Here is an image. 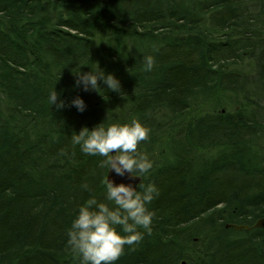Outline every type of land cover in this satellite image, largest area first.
<instances>
[{
    "label": "trees",
    "instance_id": "16d2710c",
    "mask_svg": "<svg viewBox=\"0 0 264 264\" xmlns=\"http://www.w3.org/2000/svg\"><path fill=\"white\" fill-rule=\"evenodd\" d=\"M98 67L119 92L76 85ZM219 93L234 108H200ZM134 118L159 194L115 264H264V0H0V264H79V207L111 202L104 158L71 137Z\"/></svg>",
    "mask_w": 264,
    "mask_h": 264
},
{
    "label": "clouds",
    "instance_id": "9594fccd",
    "mask_svg": "<svg viewBox=\"0 0 264 264\" xmlns=\"http://www.w3.org/2000/svg\"><path fill=\"white\" fill-rule=\"evenodd\" d=\"M154 65L152 56L144 57L145 71H151ZM73 73L76 85H83L85 91H98L99 81L112 91H120V81L111 73L105 74L99 67L97 70ZM49 102L57 109L65 106L63 100L58 102L56 90L50 94ZM71 103L78 111L83 112L86 108L80 97ZM150 132V128L134 118L128 123H109L105 126L102 122L91 129L82 127L78 133H73L71 139L83 153L103 157L101 167L107 168L108 172L113 170L118 176L127 173L130 178L141 179L153 167L148 155L138 151L141 142L150 138ZM103 186L105 199L111 204L98 201L95 197L89 198L79 207L67 232V245L79 259V264H115L124 254L125 246H133L143 239L140 229L148 234L152 231L155 213L147 205L159 194L154 184L145 186L139 183L134 187L131 183H114L107 176ZM82 187L91 191L87 183Z\"/></svg>",
    "mask_w": 264,
    "mask_h": 264
},
{
    "label": "water",
    "instance_id": "95a60500",
    "mask_svg": "<svg viewBox=\"0 0 264 264\" xmlns=\"http://www.w3.org/2000/svg\"><path fill=\"white\" fill-rule=\"evenodd\" d=\"M113 154H115V153H113ZM107 176L110 180H113L114 183H117V184H119V183H125V184L131 183L134 187L138 186L139 183H142V181H143V178L140 179L139 177H136L134 179L130 178L127 173L124 176H118L115 174V172L113 170H109V172L107 173ZM254 226L264 229V217L259 218L256 221ZM227 227H235L236 229H242V228L249 229L250 228V226H248V225H239V224H227Z\"/></svg>",
    "mask_w": 264,
    "mask_h": 264
},
{
    "label": "rangeland",
    "instance_id": "374dc122",
    "mask_svg": "<svg viewBox=\"0 0 264 264\" xmlns=\"http://www.w3.org/2000/svg\"><path fill=\"white\" fill-rule=\"evenodd\" d=\"M229 96H231V94H229V93L227 94V96L225 94H220L219 93L216 96V100H218V102H219L220 105H216V102H215L216 100H215V101H211V102L202 104L200 106V108H202V109H210L213 106H216V107H223V106H225L226 108H234V106L237 104L238 101L237 102H234L233 101L234 103H231L230 101H228L229 100V98H228ZM232 96L234 97V95H232ZM240 97L241 96L239 95V97L237 99H239ZM233 100H234V98H233Z\"/></svg>",
    "mask_w": 264,
    "mask_h": 264
}]
</instances>
